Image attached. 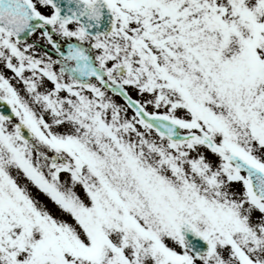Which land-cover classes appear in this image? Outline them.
I'll list each match as a JSON object with an SVG mask.
<instances>
[{"label": "snow or ice", "instance_id": "obj_1", "mask_svg": "<svg viewBox=\"0 0 264 264\" xmlns=\"http://www.w3.org/2000/svg\"><path fill=\"white\" fill-rule=\"evenodd\" d=\"M0 264H264V0H0Z\"/></svg>", "mask_w": 264, "mask_h": 264}, {"label": "rangeland", "instance_id": "obj_2", "mask_svg": "<svg viewBox=\"0 0 264 264\" xmlns=\"http://www.w3.org/2000/svg\"><path fill=\"white\" fill-rule=\"evenodd\" d=\"M41 196H42V194H41ZM42 198H43V199H47L46 197H43V196H42Z\"/></svg>", "mask_w": 264, "mask_h": 264}]
</instances>
